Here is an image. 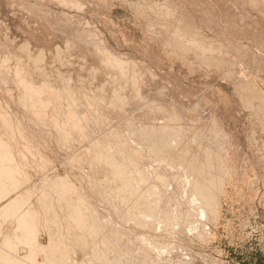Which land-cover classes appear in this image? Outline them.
Instances as JSON below:
<instances>
[{
	"label": "rangeland",
	"instance_id": "obj_1",
	"mask_svg": "<svg viewBox=\"0 0 264 264\" xmlns=\"http://www.w3.org/2000/svg\"><path fill=\"white\" fill-rule=\"evenodd\" d=\"M144 1L149 2V0H0V111H5L4 114L10 121L16 120L15 124L19 135L36 134L38 128L40 133L42 132V136L48 135L49 148L52 147L51 150L53 149L54 152L51 154L52 159L50 156L51 163H46V166L49 167V164L50 167L54 166L56 170L59 169L58 172L62 175H65L69 168H64L62 165L69 154L74 153V149L68 147V143L65 144V139L70 140L74 137L66 134L56 137L54 121H49L51 124H47V122L46 126L43 124L45 127L37 120L35 121L31 110L27 108L29 96L33 98L35 95L34 97L39 98L42 102L41 108L49 113L60 111V116H64L69 108H73L77 111L76 118L80 113H84V110L87 112L92 110V113L88 112L90 115L97 112L106 117L107 128L91 133L90 138L79 144L80 148L87 147L91 139L101 138L100 141L103 142V136L106 137L105 132L109 130L108 127L112 126L117 133L125 134L127 132V127L124 125L126 122L144 121L142 117L143 113L148 112L147 106L145 107L147 102L138 103V98L133 96L134 93L129 92L128 86L125 85L127 77H120L121 71L117 75L114 68L119 69L118 67L114 65L109 67V65L98 62L96 56H92L93 54L85 56L83 51L93 49V46L88 47L81 42L73 46L67 42V38L63 34L65 29H62L63 23L66 22L62 19L63 22L59 23L58 27L63 32L61 34V29H56L57 23L54 24V20L53 23L51 22L50 13L67 16L65 21L69 18L72 21L85 22L86 25L81 22L84 26L81 24V26L78 25V28L82 27L81 29L85 30L90 26L88 30L93 32L94 37L100 38V40L98 37L95 39L104 42V45L107 44L115 54L129 57V60L134 62L131 64L140 68L137 71L139 75L141 73V77L143 73L146 75L144 80L148 83L147 86L155 87L157 91L161 90L158 91V95L163 94L159 97V103L170 104L175 118L180 120L177 131L186 129L189 132L190 125L187 123L184 110L188 104L191 108V103L198 102L204 108L214 107L218 116L222 118V125L225 127L223 129L231 134L230 142L223 149L217 151L212 147V152H210L211 158L218 159L215 167H218L221 172L223 171L225 177H227L228 168L230 169L229 178H224L227 180V184L225 180L223 185L220 183L218 184L220 186H217L216 190L214 189L212 200L218 202L219 205L214 223L199 226L196 228V232L193 230L191 234L189 231L184 232L185 229L182 233L173 231L172 234L177 238L174 236L171 238V234L159 233V231H157V235L150 231H141L133 221L139 216H151L153 201H160L161 204L164 197L174 195L182 188L155 189L150 186L154 189L149 190V187L148 190L110 192L112 195L125 197L135 213V209L145 211V213L132 214L130 209L125 207L124 212L114 213L109 208L113 201L110 199L105 201V193L90 194L88 177L84 181H80L77 176L81 169L72 166L76 187H82L88 191L87 194H80L83 196V200L78 206L90 215L92 223L85 219L90 227L93 225L92 229L94 230L102 228V217H104L109 223L123 226L125 233L132 237L131 240L135 241L136 235L140 233L142 236L144 234L149 236V239L151 237L153 240L150 239V241L144 235L150 244L154 242L153 247L155 244V248L159 246L161 250V247L168 246V243L169 246L174 247V249L173 247L166 249L172 253L160 255L161 253L157 254L151 244L148 250L149 254L147 253L149 260L142 261L139 258L140 264H150L149 262L152 264L153 261L155 264H264V0H155L154 5H163L168 14L167 18L176 21V23L172 21L167 25L174 28L173 32L170 28H161L159 20H150L151 15L148 16ZM143 3L145 4L143 5ZM154 16L153 18L157 17ZM69 19L67 21L71 22ZM56 22L61 21L56 20ZM69 23L67 26L65 24L67 29L72 25ZM183 33L185 36L182 38ZM187 33H192L190 37H193L190 39ZM176 34L181 35L175 39ZM178 42H183L189 48L179 47ZM37 56H40V61L35 65V62H32L30 58L33 59ZM237 71H241L242 75L250 76L249 79L252 81L249 89L255 88L259 92L253 95L247 94L245 92L247 89L244 87L247 85H243L245 83L242 82ZM148 75L152 80H149ZM24 76H26V80ZM43 84L46 86L40 87ZM38 86L42 91L34 92V87L38 88ZM167 90L174 91L175 95L171 93L174 97L170 96ZM52 91L59 92L60 95L51 99L50 92ZM149 93H151L150 98L157 97L154 95L155 92L149 90ZM164 93H168V95L165 96ZM252 96L258 97L259 100ZM245 99L248 100L251 107H260L258 116L250 112V106V109L246 107ZM69 101H71L70 104H68ZM259 102L261 104L258 106ZM72 103L74 105H71ZM93 103L101 105L100 111L93 108ZM114 105H122V111L112 107ZM171 106L168 105V107ZM151 108V106L148 107V110ZM112 110H115L114 113ZM202 110L199 112L203 115L204 112L207 114L206 110ZM101 115L95 116L100 118ZM193 115L196 119L199 117L197 113ZM29 122H34L35 126ZM196 123L197 121H195V125ZM0 124L2 129H0V136L2 137L7 127L2 123L1 113ZM33 128L34 132H32ZM194 129L192 133L195 131ZM181 136L183 140L189 138L191 141L199 138L198 136L194 138ZM21 139L23 140L22 137ZM151 143L154 144L153 141ZM65 147L69 150H65L64 154L61 151ZM182 147L192 153L190 145L186 147L182 145ZM56 155H58V159ZM79 155L73 154V156ZM80 160L75 164L78 165ZM61 162L63 163L61 164ZM26 168L32 187L27 183V187L22 190L23 186L18 187L20 192L24 189L31 190L33 185L38 183L39 174H35L30 167ZM216 172L219 171L211 172L213 178L216 177L214 176L217 174ZM222 191L223 193H221ZM10 196L13 197L11 193ZM74 196L70 195L69 203L72 206L75 205ZM5 202L6 200H1L0 204ZM28 203L37 207L41 203V197L36 198L33 195L28 198ZM135 203H138L137 206H134ZM127 209L129 212L128 215H125ZM49 210L52 212L50 211L48 216L40 218L44 221L43 225L46 226L44 231L40 230L33 240L25 239L27 241L24 243H22L24 239L20 238V232L15 223L11 222L12 219L8 218L2 221V225H0V264L89 263L85 262V259L88 260L93 251H90L88 246L86 248L84 246L85 249L81 251L82 247L71 243L75 247H71L74 248L73 250L66 249L69 254L66 251L61 252L62 255L67 254L64 260L54 256L58 253L53 251V247L56 244H63V242L56 241L57 222L60 221V217L57 215L54 204ZM52 221L54 224L50 227L49 224ZM168 227L164 229L161 226L159 229L167 232ZM203 227L204 232H202ZM61 229L66 232L65 228ZM205 232L208 234H204ZM12 233L14 236L17 235L20 241H11L8 246L3 244L2 237L7 234L9 237ZM198 233L202 235L199 237ZM96 238L97 246L99 243L101 245L100 240H103V249H105V239L103 237H101L102 239ZM112 242L115 244L114 240ZM68 245L70 244L68 243ZM117 245H115L116 248ZM97 246H95L96 249L99 248ZM113 246L112 250H107V245L105 251H102V246L100 247L101 251L97 250L98 253L102 252L104 257L107 253V257H103L105 263L114 252L113 258L108 259L107 264H114L116 261V264H128L130 260V264L135 263H132L134 255H130L129 259L128 253H126L128 255L123 254L126 249L124 244L120 246V249L123 247L121 251ZM96 249H93L94 252ZM162 250L165 251L164 248ZM69 251L72 252L71 255ZM86 251L87 257L84 256ZM180 251L181 253H179ZM82 253L84 254L82 255ZM96 255L94 254V256ZM115 255L119 256L118 260ZM10 257L15 262L5 261ZM94 258L97 259L98 256ZM100 258L102 256L98 259ZM103 258L101 262L94 259V264H105ZM134 260L136 261V258Z\"/></svg>",
	"mask_w": 264,
	"mask_h": 264
},
{
	"label": "bare ground",
	"instance_id": "obj_2",
	"mask_svg": "<svg viewBox=\"0 0 264 264\" xmlns=\"http://www.w3.org/2000/svg\"><path fill=\"white\" fill-rule=\"evenodd\" d=\"M155 2H156L155 0H149V2L148 1L145 2L146 4L143 3V5L145 4L144 7L148 12V16L151 15L150 20L152 21L159 20L158 23L161 28L162 27L170 28L171 32H173L174 28L172 26H167V25L171 24V22L174 20L171 21L170 19H168L169 18V17L167 18L168 14L166 12V9L163 7V5L156 6L154 5ZM29 10L31 11V9ZM153 16L154 17L157 16L158 19L157 17L153 18ZM50 17L52 18V19L50 18L51 22L54 20V24L57 23V28L56 27L55 28L58 30L61 29L60 27H58L60 26L59 23H62L63 21L67 23L68 22L67 20L69 19L68 18L65 21V18H67V16L65 15L63 16L61 14L56 15L55 13H50ZM62 19L64 20L62 21ZM56 20H59L61 22H56ZM81 22L82 21L79 22L77 20H73V21L71 20L70 23H72V25H70L71 27L69 29L65 27L66 23H63L64 27H62V29L65 30H63L64 31L63 33L61 29L60 31L61 34L63 33L64 36L67 38V42L71 43L73 46L78 45V42H81L82 44L88 47H90V45L93 46L94 50L90 48L85 50V52L83 51L85 56H91L93 54L92 56H96L98 62H101L104 65L106 64L107 66L109 65V67H112L111 65L118 67L119 69L114 68L115 73L118 75V72L121 71L120 77H125V76L127 77V79H125L126 82L125 85L128 86L129 92L134 93L133 96H135L136 99L138 98L139 101L138 103H140L141 101L147 102V105L145 104L144 105L145 107L147 106L148 112L143 113L142 120L144 121L133 120L132 122L129 121L126 122V124H124L127 127L126 128L127 132H125V134L117 133L111 126L108 127L109 129L108 131L104 130L106 131L105 133L107 135L105 134L106 137L103 136L104 138L103 142L100 141L101 138L95 140L91 139L89 143L87 141V143L89 144L87 145V147L84 146L85 148H80L79 144H82L83 140L90 138L91 133L93 134L98 130L107 128L106 126L108 122L106 120V117L97 112L93 113L94 115L93 114L90 115L89 113L90 112L92 113V110H89L88 111L89 113L86 110H84L85 112L80 113L78 118H76L75 116L77 111L76 109L73 108L71 109L69 108L66 112L67 114L64 116H60V111H54L55 113H49L45 109L41 108L40 105L42 102L41 100H39V98L34 97L35 95L33 96V98L32 96H29V100L27 99L28 100L27 108L28 110H31L35 121L37 120L39 123H41L42 125L44 124L45 126L47 122H48L47 124H49L51 121L52 122L54 121V126H55L54 128H56L55 130L56 132H54V135L56 137H62V135L66 134L67 136L68 135L72 136L75 139V140L74 139L69 140L67 138L66 139L64 138L66 141L65 144L68 143V147L74 149V153L71 152L68 158H66V161L64 160L65 163L62 165V167L64 168L69 167V168L68 171L66 172L64 171L65 175H62L58 172L59 169L56 170L54 166L50 167V164L49 167L48 165L46 166V163L47 164L51 163L52 160H50V156L54 152L53 149L51 150L52 147L49 148L48 135L45 134L44 136H42V132L40 133L38 128L36 134H32V135L28 133L25 134L23 131L24 135L21 136L19 135L17 125L15 124L16 120L10 121L7 115L4 114L5 111H0L2 117V123L7 127L4 132L5 134L3 135L4 137L0 136V201L6 200L5 203L0 204V225H2L3 220L5 221V219L10 218L12 219L11 222H14L15 226L18 228L21 236L20 238L24 239L22 243H24L28 239L33 240L40 230L44 231V229L46 228V226L43 225L44 221H42L40 218H42V216H48L51 211L49 210V208L52 207L54 204V207L57 210V215L60 217V221L57 222L58 227L56 231L57 233L56 241L63 242V244H56L53 247V251L58 253L54 255L57 256L56 258H60L64 260L67 254H69L67 252L68 250L66 251V249L71 248L74 245H78L80 248L82 247L81 251H83L86 248V246H88L90 251H93V253L97 255L94 256V254L93 253L90 254L91 253L90 252L89 254L91 256L89 255L90 257H88V260L85 259V262L88 261L89 263L87 264H94L95 260L97 262H101V259L104 257L103 254H101L102 252L98 253L97 251L100 249L101 246H102V251H105L106 245L108 247L107 250H112L111 247L113 245H114L113 247H115V245L119 243L117 245V248L116 247L115 248L121 251L123 247L120 249V246L124 244L125 245L124 248L126 249H124L123 254L125 255L129 254V259H130V255H134L136 261L139 263L140 260L142 261L146 259L149 260V258H147V255L149 254L148 250L151 246L153 247V243H154V242L151 243L152 244L151 245L149 242L153 239H151L150 237L151 239L150 240L149 236L144 234L150 240V241L148 240L149 241L148 242L146 241L147 239L145 238V236L144 235L142 236L139 233V235H136L137 237L135 241L133 239L131 240L130 238L132 237H130L128 233L127 234L125 233L126 231H124L123 226H116L112 223H109L104 217H102L103 224L101 225V227L102 226L103 227L96 230L92 229L93 225L90 227V224H88V222L85 220L87 219L92 223V219L90 215L86 213L84 209L81 210L78 206V204H81V201L83 200V196L80 194H87L88 191L85 188L76 187L75 178L73 177L72 166L74 168L81 169L80 173L77 176V178L80 181H84L88 177V180L90 181V187H89L90 194L105 193L104 195L105 201H108L109 199L113 201V203L109 206V208L114 213L124 212L125 207L129 208L132 214H139V212L145 213V211L135 209L136 211L135 213L125 197L122 198L118 195H112L110 194V192L138 191L140 189L148 190L147 188H149L150 186H153L155 189H167L173 187L182 188L181 190L179 189L178 191H176L174 195H167L166 197H164V200L162 201L161 204L160 201L158 202L153 201L152 203L153 210L151 212V216H147V215L139 216L133 221L135 222V225L141 229V231L144 230L150 231L156 235L158 234L157 231H159V233H166V234L169 233L172 235L171 238H173L174 236L172 234L173 231L175 233L176 232L182 233L183 230L185 229L184 232L189 231L190 232L189 234H191V231L193 230H195L196 232L197 227L199 228V226L201 227L202 225L206 226L207 225L206 223H211V222L214 223V221H216L219 205L218 202L216 201L214 202V200H212V197L214 196L216 190L215 188L217 186H220L218 184L222 183L223 185V182L229 178L230 169L228 168L226 173L227 177H225L224 172L223 171L221 172V170H219L218 167H215V163L218 161V159H216L215 157L211 158L210 152H212L211 150L212 147L217 151L223 149L224 146H226L230 142L231 134L227 133L225 129H223L225 127H223L222 125V118H220L221 116H218L216 109L214 107L210 106L204 108L203 105H200L198 102L191 103L192 105L191 108L190 105L188 104L187 108H185L184 110L185 115L187 117L186 118L187 123L190 125L188 127L189 132H187L186 129L177 131V127L179 125L180 120H177V118H175L176 116L174 115V112H172V106L170 104L168 105L171 107H168L166 103L165 104L159 103L160 102L159 97L163 94L158 95V91L161 90L158 89L157 91L155 87L147 86L146 84L148 83L144 80V76L146 75H144L143 73L142 76L143 78H142L141 73L140 75L138 73L139 71L138 69L140 68L138 66L132 65L131 63L134 62L132 60H129V57H122L120 56V54L119 55L115 54L114 50L109 49L107 44L104 45V42L102 43L101 41H98V39H95L98 36L94 37L93 32L91 30H88V28H90L89 25H87L89 27H87V29L85 30L81 29L82 27L78 28V25L81 26L82 23L85 24V22L82 23ZM174 22L176 23V21ZM45 23L47 24V21H45ZM82 26L84 25L82 24ZM191 34L192 33H187L189 37L191 36ZM179 35L181 34H176L175 39L178 38ZM184 36L185 33H183L182 38ZM192 37H190V39ZM71 41H73L74 43H72ZM178 45L179 47L189 48L183 42L182 43L178 42ZM90 58L92 59V57ZM30 60L32 62L34 61L35 62L34 64L36 65L40 61V56H37L33 59L30 58ZM35 67L37 68V66ZM236 73L241 77L242 82L245 83L243 85H247L244 86L247 89L245 91L247 94L253 95L259 92V90L255 88L249 89V85L252 81L251 79H249L250 76L242 75L241 71H237ZM0 74H1V70H0ZM149 76L150 75H148V77ZM24 77L26 80V76ZM244 78H246L247 80ZM22 80H24L23 77ZM149 80L152 79H150L149 77ZM44 86L46 85L43 84L40 87H44ZM40 87L39 86L38 88L34 87L33 91L34 92H38L36 90L42 91L40 90ZM149 90L153 93L155 92L156 94L154 93V95H157V97L150 98L149 95L151 93H149ZM50 93L52 95L51 99H55L60 95L59 92L52 91ZM165 93H164L165 96L168 95V93L167 94ZM171 93L175 95L174 91L169 92V95L173 96ZM252 98L258 99V97L256 96H252ZM70 103L71 101L68 102V104ZM244 103H246L247 108L250 106L248 100L245 99ZM260 104L261 103L259 102L258 106ZM71 105L74 104L72 103ZM93 105H94L93 108L100 111L101 105H97L96 103H93ZM150 106L152 108L149 109L150 110L149 111L148 107ZM112 107L119 109L120 111H122L123 108L122 105L121 106L114 105ZM55 109L56 108H54L53 110ZM201 109H203L202 111L204 110L207 111V114L206 112H204V115L206 114V117H204V115L201 112H199V110ZM250 112L253 115L258 116V114H260V107L259 108L251 107ZM196 113L197 115H199L197 119L193 115ZM95 115H101V117L96 118ZM199 120L202 122L199 123L200 122ZM195 121H197L196 125H195ZM31 123H33V125L35 126L34 122ZM44 125L43 127H45ZM48 128H50V126H48ZM193 129L195 131L192 133ZM32 132H34V128ZM18 135L20 136V139ZM181 135H185L190 138H194L198 136L199 138L198 140L197 138H195L193 141H191L189 138L183 140ZM21 137L23 138L24 141L21 139ZM205 137L208 138L206 139ZM152 141L154 142V144L151 143ZM182 145H184L185 147L190 145L192 148V153H189L186 150L187 148L184 149ZM65 150H69V149L65 147L61 152L65 154ZM75 153L77 155H79L80 153L82 154L79 156H73V154ZM57 156L58 155H56V157ZM193 156H195V159H193ZM52 158L53 156H51V159ZM79 160H80L79 164L76 165L75 163L78 162ZM62 163L63 162H61V164ZM26 167H30L35 174L36 173L39 174L38 183L37 185H33V189L31 190L24 189V191L20 192L18 187L23 186L21 188L22 190L24 187L25 188L27 187L26 186L27 183L30 185L29 183L30 176L26 171L27 169ZM214 170L219 171L216 172L217 174L214 175L216 176L215 178H213L211 174V172H215ZM209 178L210 180H208ZM224 178L226 179L224 180ZM226 184H227V180H226ZM153 187H150L149 190L154 189ZM10 193L13 195V197L10 196ZM221 193H223V191ZM33 195H35L36 198L41 197V203L38 204L37 207H34L32 206L31 203H28V198H31V196ZM70 195H75L74 206L70 205L69 203ZM137 204L135 203L134 206H137ZM129 209H127L125 215H128ZM122 215L123 217L125 216L124 213ZM9 222L10 221L8 220V223ZM52 224H54V221H52L49 224L50 227H52ZM161 226L164 229L165 227L169 226L166 229L167 232H165V230L159 229ZM62 227L65 228L66 232H63L64 229L62 231L61 229ZM202 230H203L202 232H204V227ZM204 234H208V233L205 232ZM7 235L2 237L3 239L1 240L2 243L7 246L10 245L11 241H20V239L17 238V235L14 236L13 233L9 237ZM200 235L202 234L201 233L197 234V236L199 237ZM96 237H100V239H102L101 237H103L105 239L104 240L105 249H103L104 248L102 244L103 240H100L101 245L99 243L98 244L99 246H97ZM175 237L176 236H174V238ZM111 240L112 241L114 240L115 244ZM68 243L71 246L68 245L69 246L68 247L67 246ZM71 243L74 245H72ZM112 243L113 245L110 246ZM132 245H135L136 247ZM95 246L99 248L96 249ZM155 246L156 245L154 244L153 249L156 250L157 254L161 253L160 255H164L167 253L168 254L172 253V251L170 252L166 250L168 248L173 247V246H169V243L168 246L161 247V250L159 249V246L157 248H155ZM78 248L75 249L77 250ZM94 248L96 249V252H94L93 250ZM162 248H164L165 250L164 252ZM73 249L71 248L70 250ZM153 249H151V251H153ZM63 251H66L67 253L66 255L64 253L63 254L64 256L61 253ZM99 251H101V249ZM71 253L72 252H70V255ZM114 253L110 255V251H109V255L111 256V258L109 257L108 259H112ZM179 253H181V251ZM83 254L84 253H82V255ZM86 254L87 251L84 255L87 257ZM157 254H155V256H158ZM116 255L115 257L116 258L118 257L116 260H118L119 256ZM97 256L98 258L102 256V258L98 259ZM94 257H96L98 260L95 259ZM105 257H107V253ZM120 258H122V256H120ZM135 258L132 257L133 259L132 263L135 262L134 264L137 263L134 260ZM159 258L161 259V257ZM107 260L106 263L104 260L105 264H107ZM5 261L9 263L15 262V260L12 257L6 259ZM116 262L113 263L116 264ZM130 262L131 260L129 261V263L128 262L127 263L130 264ZM80 263L85 264L82 262ZM149 263L151 264V262ZM153 263L154 261L152 262V264ZM108 264H112V263H108Z\"/></svg>",
	"mask_w": 264,
	"mask_h": 264
}]
</instances>
